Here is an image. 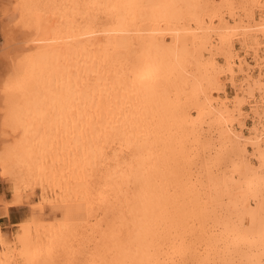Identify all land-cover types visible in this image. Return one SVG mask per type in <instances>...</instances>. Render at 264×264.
<instances>
[{"label": "bare ground", "instance_id": "1", "mask_svg": "<svg viewBox=\"0 0 264 264\" xmlns=\"http://www.w3.org/2000/svg\"><path fill=\"white\" fill-rule=\"evenodd\" d=\"M0 5V264H264V0Z\"/></svg>", "mask_w": 264, "mask_h": 264}, {"label": "rangeland", "instance_id": "2", "mask_svg": "<svg viewBox=\"0 0 264 264\" xmlns=\"http://www.w3.org/2000/svg\"><path fill=\"white\" fill-rule=\"evenodd\" d=\"M0 12H2V6L1 5H0ZM0 17H1V13H0ZM1 18H0V54H1L0 55V88H3L4 82H5V77L7 76L6 71H7V56H8V54L6 52H8L9 48L6 47L5 45H3V46L1 45V42L3 39L1 31L3 30V27L5 25L4 20H2ZM5 61H6V63H5ZM1 91L2 90L0 89V92ZM227 93L231 97L233 94V90L231 88L230 89L227 88ZM1 95L2 94L0 93V99H1ZM1 101H2V99L0 100V103H1ZM1 105L2 104H0V107H1ZM246 124L249 127H251L253 125L252 121H250V120H248ZM30 192L31 191H27L26 193L29 194ZM34 194L33 195L30 194L29 198L28 197L25 198L24 207L17 208L15 210L11 209L9 211L10 214H8V216L4 217L0 212V225L2 226L1 228L3 229V231L8 233L10 240H14L15 237L17 236V234L19 233V227H18L17 223L21 220L29 218L30 216H32V218L34 220H37V221L38 220H53L58 216H63L64 210L68 209L67 210L68 212H73L75 210L77 212H79L80 210H82L81 209L82 206L80 204H75V205H72V206H69V207H66L63 209H61L60 207H57V206L46 208L42 205L37 204L39 192H37L38 195L36 193H34ZM11 197H12V194H11V188H10L9 183L6 181L3 183L0 182V198H3L6 202H9ZM28 204H29V206H28ZM10 232H12V233H10ZM11 235H12L13 239H11Z\"/></svg>", "mask_w": 264, "mask_h": 264}]
</instances>
